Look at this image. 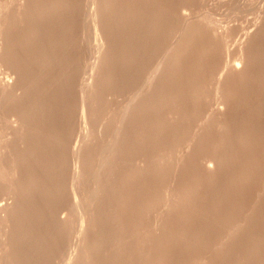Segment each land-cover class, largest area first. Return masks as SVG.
<instances>
[{
    "label": "rangeland",
    "instance_id": "rangeland-1",
    "mask_svg": "<svg viewBox=\"0 0 264 264\" xmlns=\"http://www.w3.org/2000/svg\"><path fill=\"white\" fill-rule=\"evenodd\" d=\"M92 2L0 0V264H264V0Z\"/></svg>",
    "mask_w": 264,
    "mask_h": 264
},
{
    "label": "bare ground",
    "instance_id": "bare-ground-1",
    "mask_svg": "<svg viewBox=\"0 0 264 264\" xmlns=\"http://www.w3.org/2000/svg\"><path fill=\"white\" fill-rule=\"evenodd\" d=\"M7 1V0H6ZM25 1V0H24ZM16 3V2H15ZM1 4V3H0ZM3 4H4V2H3ZM96 4V2H95V0H93V2H92V10L90 9V17H91V25H92V29H93V40H94V44H96V46H94V47H96V49H95V54L96 55H100V53H101V51L103 52V48H104V45H103V41H106V39H104L103 37H102V35H104L105 37H106V35L104 34V33H102V30L104 31V28H103V25H102V22L100 23V20H99V18H98V15H97V11L96 10H94L93 8H94V5ZM90 6V7H91ZM97 6H98V3H97ZM16 7H18V5L16 6ZM22 7V6H21ZM98 8V7H97ZM26 9V8H25ZM8 10V9H7ZM16 10V9H15ZM15 12V11H14ZM10 13V12H9ZM2 14V13H1ZM99 14V13H98ZM3 15V14H2ZM12 15V14H11ZM4 19V18H3ZM3 21V20H2ZM7 21V20H6ZM7 22H9V20L7 21ZM0 24H1V22H0ZM4 25H6V24H4ZM102 25V26H101ZM1 26V25H0ZM5 32V31H4ZM4 34V33H3ZM4 36V35H3ZM4 38V37H3ZM178 41V40H177ZM105 44V43H104ZM5 47V46H4ZM3 48V47H2ZM105 49V48H104ZM92 50V49H91ZM3 53V52H2ZM93 54H94V52H93ZM165 55H167V54H165ZM95 56V55H94ZM101 56V55H100ZM103 56V55H102ZM97 58H98V56H96ZM97 58L95 59V60H97ZM19 60V59H18ZM23 60V59H22ZM93 60H94V58H93ZM8 61V60H7ZM161 61V60H160ZM2 62V61H1ZM10 62V61H9ZM141 63V62H140ZM1 64H3V63H1ZM6 64H8V63H6ZM16 64V63H15ZM92 64V63H91ZM96 64H98V62H96ZM96 64H94V66L96 65ZM159 64V63H158ZM160 64H162V62L160 63ZM165 64V63H164ZM25 65V64H24ZM156 65V64H155ZM232 65V64H231ZM235 65V64H234ZM23 66V65H22ZM93 66V65H92ZM158 66H160V65H158ZM13 68V67H12ZM17 68V67H16ZM24 68V67H23ZM89 68H91L90 67V65H89ZM238 68V67H237ZM0 69H1V71H2V68H1V66H0ZM37 69V68H36ZM94 70H95V67L93 68ZM92 69V70H93ZM156 69V68H155ZM154 69V70H155ZM159 69V67L157 68V70ZM239 69V68H238ZM3 70H4V67H3ZM14 70V69H13ZM16 70V69H15ZM93 70V71H94ZM153 69H152V71H154ZM164 70V69H163ZM225 70V69H224ZM18 71V70H17ZM21 71V70H20ZM22 71H23V69H22ZM146 71V70H145ZM152 71H151V74H152ZM16 72V71H15ZM155 73H156V71H154ZM153 72V73H154ZM29 73V72H28ZM95 73V72H94ZM149 73H150V70H149ZM90 74V73H89ZM146 74V73H145ZM150 74V76L152 77V75ZM225 74V73H224ZM3 74L2 73H0V92L1 93H7V92H10L11 93V95L13 96V94H12V92H13V90L17 87V86H19V83L17 84V82H15L13 79L12 80H10V79H7V77H3L2 76ZM5 75V74H4ZM19 75V74H18ZM33 75V74H32ZM35 75H37V74H35ZM154 75V74H153ZM157 75V74H156ZM158 75H159V73H158ZM165 76V75H164ZM179 76V75H178ZM16 77H18V76H16ZM30 77H32V76H30ZM150 77V78H151ZM159 77V76H158ZM15 78V77H14ZM24 78V77H23ZM17 79H19V77L17 78ZM33 79V78H32ZM87 79V78H86ZM92 79L93 78H91V81H92ZM145 79V78H144ZM148 80H149V76H148V78H147ZM30 80V79H29ZM85 80V79H84ZM19 82L21 81V79H19L18 80ZM94 81V80H93ZM97 81V80H96ZM150 83H151V86H152V78L150 79ZM155 81V80H154ZM157 81V80H156ZM22 82H23V80H22ZM33 82V81H32ZM35 82V81H34ZM90 81H88V83H89ZM36 83H37V81H36ZM35 83V84H36ZM83 83V82H82ZM85 84H86V82H84ZM22 84V83H21ZM30 84V83H29ZM158 84V83H157ZM17 85V86H16ZM39 85V84H38ZM87 85V84H86ZM23 86V85H22ZM33 86V85H32ZM87 86H89V84L87 85ZM145 86V85H144ZM149 86H150V84H149ZM20 87V86H19ZM19 87L17 88L18 89V91H19ZM143 87V86H142ZM165 87V86H164ZM35 87H33V89H34ZM92 88V87H91ZM28 89V88H27ZM36 89H37V87H36ZM42 89V88H41ZM144 89H145V87H144ZM163 89V88H162ZM40 90V89H39ZM39 90H37V91H39ZM12 91V92H11ZM33 91V90H32ZM84 91V90H83ZM145 91V90H144ZM20 92H21V90H20ZM24 92V90L22 91V93ZM28 92H29V90H28ZM39 92H42V91H39ZM14 93V92H13ZM143 93V92H142ZM145 93V92H144ZM15 94H18V93H15ZM20 94V93H19ZM26 94H27V92H26ZM25 94V95H26ZM31 94V93H30ZM165 94V93H164ZM9 94H7V96H8ZM21 95V94H20ZM40 95V94H39ZM85 95H86V93H85ZM162 95H163V93H162ZM161 95V96H162ZM28 96H30V95H28ZM33 96H34V93H33ZM36 96V95H35ZM42 96V95H41ZM137 96V95H136ZM8 97H10V95L8 96ZM8 97H7V99H8ZM14 97V96H13ZM23 97H24V95H23ZM39 97V96H38ZM83 97V96H82ZM2 98H4V97H2ZM12 98V97H11ZM17 98L18 97H16V100H17ZM21 98V97H20ZM84 98V97H83ZM87 98V97H86ZM150 98H151V96H150ZM7 99H6V97H5V99L4 100H6V104H8L9 103V100H8V102H7ZM14 99H15V97H14ZM19 99V98H18ZM23 99H25V97L23 98ZM27 99V98H26ZM39 99V98H38ZM41 99V98H40ZM39 99V100H40ZM133 99V98H132ZM12 100V99H11ZM11 100H10V102H11ZM86 100V99H85ZM22 101V100H21ZM26 101V100H25ZM33 100H31V98H30V101H28V103L29 102H32ZM17 102V101H16ZM36 102V101H35ZM39 102V101H38ZM2 103V102H1ZM3 103H5V102H3ZM13 103L15 104V101L13 100ZM34 103V102H33ZM40 103V102H39ZM137 103V102H136ZM11 104V103H10ZM17 105L19 104V101L16 103ZM23 104V103H22ZM33 105V104H32ZM32 105H31V109H32ZM131 105V104H130ZM1 106V105H0ZM20 106H21V102H20ZM19 106V107H20ZM89 106V105H88ZM129 106V105H128ZM159 106V105H158ZM2 107L3 108H5L6 109V107L5 106H3L2 105ZM2 107H1V109H2ZM10 107V106H9ZM14 109H15V107L14 106H12ZM38 107V106H37ZM8 108V107H7ZM21 108V107H20ZM36 108V107H35ZM129 108H131V106L129 107ZM22 109H23V106H22ZM38 109V108H37ZM90 109V108H89ZM9 110V112H10V110L11 109H8ZM33 110V109H32ZM86 105H85V102L83 101L82 102V105H81V118H80V120H82V124L85 126L86 124H88V123H86V121H87V119H89V115H87V117H86ZM19 111V110H18ZM22 111V110H21ZM24 111H25V109H24ZM34 111V110H33ZM36 111V110H35ZM89 111V110H88ZM127 111H129V109L128 110H126V112ZM1 112V114L3 113L2 112V110L0 111ZM11 112H12V110H11ZM37 112V111H36ZM90 112V111H89ZM5 113V112H4ZM8 113V112H7ZM14 113V112H13ZM19 113H22V112H20L19 111ZM18 113V114H19ZM27 113V112H26ZM9 114V113H8ZM17 114V113H16ZM18 114H17V116H18ZM33 114V113H32ZM124 114H126V113H124ZM5 115H6V113L4 114V117H3V120L5 119ZM20 115V114H19ZM21 117H22V114L20 115ZM20 116H18V117H16V115L14 116V114L10 117L9 116V118H8V120H9V122H10V129L9 130H11V131H13L16 127L18 128V125H19V117ZM25 115H24V113H23V117H24ZM89 116V117H88ZM6 117H8L7 115H6ZM26 117V116H25ZM31 117V116H30ZM1 118V117H0ZM28 118H29V116H28ZM27 118V119H28ZM2 119V118H1ZM23 119V118H22ZM138 119V118H137ZM91 120V119H90ZM121 120V119H120ZM28 121V120H27ZM26 121V122H27ZM30 121V120H29ZM22 122V121H21ZM4 123V122H3ZM24 123V122H23ZM31 123V122H30ZM121 123V122H120ZM5 124H6V122H5ZM8 124V123H7ZM27 124V123H26ZM68 124V123H67ZM79 124H80V122H79ZM82 124H80V127L81 126H83ZM91 124V123H90ZM1 126V125H0ZM5 126V125H4ZM9 126V125H8ZM21 126H22V124H21ZM27 126V125H26ZM91 126V125H90ZM2 127V126H1ZM28 127H29V125H28ZM67 127V126H66ZM3 128V127H2ZM1 128V129H2ZM21 128V127H20ZM22 128H24V127H22ZM88 129H89V126L87 127ZM126 128V127H125ZM83 129H84V127H83ZM7 130V129H6ZM6 130H5V132L3 133V134H5L6 135ZM16 130V129H15ZM19 130L21 131V129H19L18 128V132H19ZM25 130V129H24ZM26 130H27V128H26ZM134 130V129H133ZM3 131V130H2ZM88 132V131H87ZM16 133V132H15ZM3 134H1V135H3ZM25 134H26V132H25ZM83 134H85V133H83ZM87 134V133H86ZM17 135V134H16ZM15 134H14V136H16ZM20 134H18V136H19ZM27 135V134H26ZM80 135H82L81 134V132H80ZM13 136V135H12ZM86 136V135H85ZM84 136V137H85ZM4 136H2L1 137V139L3 138ZM6 137V136H5ZM22 137V136H21ZM125 137V136H124ZM8 138H9V136H8ZM24 138V137H23ZM87 138H88V134H87ZM15 139V138H14ZM17 139H19V138H17ZM32 139V138H31ZM5 140V139H4ZM10 140V139H9ZM13 140V139H12ZM19 141H21V140H19ZM147 141H148V139H147ZM9 142V141H8ZM10 142H11V140H10ZM14 142V141H13ZM7 143V142H6ZM17 143V142H16ZM2 144V143H1ZM10 145V144H9ZM19 145H20V143H19ZM33 145V144H32ZM78 145V144H77ZM4 146V145H3ZM16 146V145H15ZM21 146H22V144H21ZM77 147V146H76ZM12 148V147H11ZM24 148H26V147H24ZM14 150H15V148H13ZM6 150V149H5ZM4 150V151H5ZM16 150H17V147H16ZM78 150H79V148H78ZM78 150H76V152L78 151ZM13 151V150H12ZM21 151V150H20ZM19 151V152H20ZM16 152H18V151H16ZM79 154L78 155H80V152H78ZM5 156V155H4ZM75 156H77V153H76V155ZM2 157V156H1ZM80 157V156H79ZM82 157V156H81ZM17 160V159H16ZM78 160H79V158H78ZM81 160H82V158H81ZM19 161V160H18ZM16 162V161H15ZM79 162V161H78ZM19 163V162H18ZM74 163H75V161H74ZM73 163V164H74ZM76 164H77V166L76 167H74L73 166V168H77L78 169V163L76 162ZM75 164V165H76ZM80 164H81V161H80ZM82 165V164H81ZM211 165V164H210ZM14 166H15V164H14ZM56 166V165H55ZM81 168V166L79 167V169ZM83 168V167H82ZM81 168V169H82ZM17 169H18V167H17ZM22 169H23V167H22ZM78 169V170H79ZM15 170H16V168H15ZM84 170H85V167H84ZM77 171L75 170V172H74V174L76 173ZM79 172V171H78ZM78 172H77V176L76 177H74V175H73V177L74 178H77L78 177ZM79 174H80V172H79ZM16 176V175H15ZM80 176H81V174L79 175V178H80ZM56 178V177H55ZM79 178H78V182H79ZM73 179V178H72ZM21 180V179H20ZM22 181V180H21ZM73 181H74V179H73ZM14 183H15V181H14ZM74 186H73V189H74V187H76L77 186V184L75 185V183H72ZM20 185V184H19ZM72 186V185H71ZM15 187V186H14ZM55 187H56V185H55ZM72 188V187H71ZM77 188V187H76ZM84 189V188H83ZM76 191H77V189H75ZM75 190H74V192H75ZM78 190H79V188H78ZM1 191H2V189H1ZM56 191H57V189H56ZM6 192V191H5ZM54 192V191H53ZM71 192H72V190H71ZM74 192H72L73 193V195L74 194H76V192L74 193ZM79 192H81V191H79ZM1 194V193H0ZM4 194V193H3ZM14 194V193H13ZM2 195V194H1ZM0 195V196H1ZM12 195V194H11ZM10 195V196H11ZM7 196H8V193H7ZM13 196V195H12ZM79 197V196H78ZM2 198V199H1ZM75 198H77V194H76V197H75V195H74V199ZM6 199V198H5ZM4 199V200H5ZM10 199V198H9ZM18 199V198H17ZM0 200L2 201L3 200V197H0ZM4 202V201H3ZM12 202V201H11ZM81 202V201H80ZM1 203V202H0ZM55 203V202H54ZM77 203V202H76ZM77 204H79V203H77ZM4 205H8L9 206V204H2V205H0V208H3L4 207ZM78 206V205H77ZM82 206H84V205H82ZM81 206V207H82ZM69 207V206H68ZM8 208V207H7ZM6 208V209H7ZM52 209V208H51ZM54 209V208H53ZM83 209V208H82ZM81 209V210H82ZM58 210V209H57ZM62 210V209H61ZM1 211H6L7 212V210H4V208L1 210ZM63 211V210H62ZM77 211H78V208H77ZM84 211V210H83ZM3 212H2V214H3ZM49 212V211H48ZM52 212V211H51ZM56 212V211H55ZM55 212H53V213H55ZM58 212V211H57ZM56 212V213H57ZM59 213V212H58ZM61 213V212H60ZM82 213V212H81ZM1 214V213H0ZM11 214V213H10ZM16 214V213H15ZM83 214V213H82ZM7 215V214H6ZM56 215V214H55ZM3 216V215H2ZM1 217V216H0ZM10 216H8V218H9ZM62 217V216H61ZM65 217V216H64ZM85 217V216H84ZM63 219V218H62ZM81 219V218H80ZM87 219V218H86ZM4 220V219H3ZM67 221V220H66ZM90 221V220H89ZM4 222H6V221H4ZM56 222V221H55ZM63 222V221H62ZM79 222V221H78ZM81 223H79V230H77L78 232H81L82 230H83V228H84V218H82V220L80 221ZM4 226V225H3ZM53 227H54V225H53ZM84 232V231H83ZM82 233V232H81ZM85 233H86V231H85ZM79 235H80V237H81V234L80 233H78ZM77 236V235H76ZM84 237V236H83ZM78 238V237H77ZM79 241V240H78ZM79 247V246H78ZM4 250V249H3ZM74 250V249H73ZM69 251H70V249H69ZM72 255V254H71ZM68 256V255H67ZM59 257V256H58ZM75 257V256H74ZM72 259V258H71ZM71 259H70V262H71ZM69 260V259H68ZM149 260H151V259H149Z\"/></svg>",
    "mask_w": 264,
    "mask_h": 264
}]
</instances>
